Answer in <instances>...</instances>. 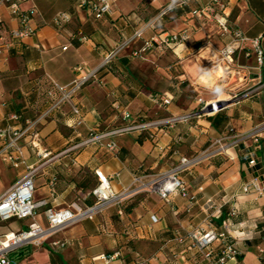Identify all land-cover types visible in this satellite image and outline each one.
I'll return each instance as SVG.
<instances>
[{
    "label": "crops",
    "instance_id": "1",
    "mask_svg": "<svg viewBox=\"0 0 264 264\" xmlns=\"http://www.w3.org/2000/svg\"><path fill=\"white\" fill-rule=\"evenodd\" d=\"M172 1L113 0L112 12L95 19L86 8L78 7L77 0H30L22 7L36 6L35 31L17 39L8 31L18 26L17 19L0 2V127L16 124L8 118L12 113L19 114V124L24 125L47 109L46 76L68 84L77 75V67L93 69L108 51L116 52L112 62L99 72L98 80L104 84L92 81L73 100L80 108V125H73L77 117L67 104L38 124L39 150L49 154L46 158L30 147L27 138L22 143V165L14 167L0 159V195L23 176L27 166L38 168L34 200H47V205L35 212L41 226H47L44 212L48 207L63 209L75 202L92 201L87 194L97 184L96 169L110 176L112 189L120 193L131 186L135 176L165 172L183 157L202 155L215 139L225 137L224 142H232L235 135L264 120V89L242 96L264 80V64L259 70L254 68L255 55L246 42L236 53L234 69L249 77L243 80L235 77L234 70H223L219 50L230 37L221 35L214 19L223 16L231 29L251 39L260 38L264 50V0H187L157 18L160 9ZM194 10L202 13L195 16ZM58 12L71 16L63 27L53 23ZM139 30L142 35L133 38ZM177 32H186L188 38L163 53L146 51V60L133 56L153 36ZM164 93L173 97L168 106L155 99ZM199 97L217 99L224 108L215 115L180 123L159 133L156 140L145 133L119 136L116 153L95 146L65 151L90 129L104 131L123 124V111L152 120L189 112L197 107ZM252 159L255 164L249 165ZM53 176L57 182L51 188ZM181 177L196 198L190 208L179 194L163 201L144 192L67 225L51 238L67 240L62 249L53 250L46 242L35 247L33 254L23 256L20 252L19 264H134L140 259L148 264H206L197 250H187L176 237L208 224L218 233L224 232L222 222L233 206L237 213L230 219L229 231L240 254L227 264H262L264 195L244 193L242 186L251 180H264V132L257 142L240 141L226 154L203 157ZM209 198L218 210L205 211L203 203ZM30 221L13 218L2 222L0 235L26 229ZM116 251L120 256L109 262L101 258Z\"/></svg>",
    "mask_w": 264,
    "mask_h": 264
},
{
    "label": "built area",
    "instance_id": "2",
    "mask_svg": "<svg viewBox=\"0 0 264 264\" xmlns=\"http://www.w3.org/2000/svg\"><path fill=\"white\" fill-rule=\"evenodd\" d=\"M30 0H0L5 4L10 13L17 19L18 26L10 28L9 34L12 38H23L34 33L32 22L35 16L38 15V10L35 5H30L27 8L22 7V4ZM78 7L86 8L89 15L95 19L102 18L104 15L112 12L113 0H77ZM187 0H173L170 4L160 9L157 18L164 16L173 6L182 4L185 5ZM201 10H194L192 14L199 16ZM219 32L221 35H227L230 40L225 43L219 50L220 66L223 70L230 72L234 70L236 78L246 80L249 74L240 75V72L234 69L235 56L238 50L242 48L244 43L248 42L255 55L256 66L259 70L264 64V50L260 47V38H248L241 31L231 29L226 19L223 16L214 17ZM71 20L70 14L67 12H58L54 18L53 23L57 27H63ZM142 32L139 30L135 33L133 38L140 37ZM188 38L186 32L167 33L162 37L153 36L146 40L140 50L133 53V56L146 60L145 52L154 51L163 53L167 48L184 42ZM128 40L126 44L130 43ZM66 47H64L65 49ZM115 51H108L102 62L95 68L83 71L82 68L77 67V75L68 83L60 84L49 76L43 80L46 84L45 95L48 99L47 109L39 114L33 120H26L24 125L19 124L21 116L16 113L9 115V120L16 122V124H8L5 127H0V159L11 164L14 167H19L24 163L23 141L28 138V144L36 151V153L46 158L49 154L39 150L41 146V137L38 129L40 121L49 116L53 111L60 109L67 104L71 108L72 114L77 119L73 125H80L82 118L80 117V108L73 102L75 96L79 91L91 83L98 81V85H103V81L98 80L99 72L106 68L114 59ZM264 89V80H260L258 86L243 93L244 96L257 94ZM162 106H168L173 97L168 93L155 98ZM197 107L189 112L182 114H171L166 117L146 120L141 117H135L128 111L121 112V119L123 124L101 131L98 128L90 129L86 136L79 142L70 145L65 151L77 152L81 148L87 146H95L99 149H104L111 153H116L118 146L116 138L129 133H145L151 140H156L159 133H165L167 130L173 129L180 123H187L193 118H200L202 116H211L217 114L224 108V104L219 100H205L201 97L197 99ZM264 132V120L257 124L252 130L240 135H235L232 142H224L225 137L215 139L211 146L199 156L193 158H181L179 164L173 166L165 172H158L155 174L147 173L135 176L132 180L131 186L125 188L122 192L116 193L111 187V177L105 175L100 170H94L97 178V184L87 194V197L92 199L91 204L84 202L72 203L68 208L55 209L48 207L45 209V217L47 226H41L35 220V212L38 208L47 205V200H34V177L37 167L27 166L26 172L23 176L8 190L0 195V223L16 219H30L26 229H21L16 232H7L0 235V264H15L9 254L18 250L23 245L31 244L34 247H41L46 242H49L53 250L64 248L68 241L65 239L51 240L54 235L63 230L67 225L79 221L86 217L101 212L107 206L114 202L120 203L123 199L136 196L138 194L147 192L156 194L159 199L168 201L174 194H179L187 200V208L196 202L194 195L190 194L187 189V184L181 177V173L187 171L191 166L197 164L203 157H208L216 154H226L228 148L240 141L253 139L258 141L260 134ZM232 133V130H229ZM249 165H254L255 161L252 159L248 162ZM57 182V177H51L49 185L51 188ZM244 193H253L257 195H264V180H251L242 186ZM205 211L210 209H217V204L212 198L206 199L203 203ZM218 210V209H217ZM237 213V208L233 206L228 217L222 222L225 231L218 233L214 227L208 224L206 228L199 229L188 233L186 236L177 235L176 240L180 244H185L187 250L195 249L200 254L202 261L206 264H227V262L234 260L239 254L240 249L233 242L229 228L231 226L230 219ZM153 222L157 221L155 216H151ZM219 244L216 245V242ZM120 256L118 251L111 255L101 256L106 262ZM264 264V260H261ZM134 264H148L146 260L140 259Z\"/></svg>",
    "mask_w": 264,
    "mask_h": 264
},
{
    "label": "rangeland",
    "instance_id": "3",
    "mask_svg": "<svg viewBox=\"0 0 264 264\" xmlns=\"http://www.w3.org/2000/svg\"><path fill=\"white\" fill-rule=\"evenodd\" d=\"M92 200V199H91ZM29 219H23V222L26 223L28 222ZM43 247V246H41ZM38 248V247H37ZM35 247L31 244H27V245H23L21 248H19L16 251H13L9 254V257L11 258V260L15 263V264H19L22 263V259L18 257L20 252H23V256L34 252ZM53 256H55L54 253H52ZM31 264H35V262H32Z\"/></svg>",
    "mask_w": 264,
    "mask_h": 264
},
{
    "label": "trees",
    "instance_id": "4",
    "mask_svg": "<svg viewBox=\"0 0 264 264\" xmlns=\"http://www.w3.org/2000/svg\"><path fill=\"white\" fill-rule=\"evenodd\" d=\"M87 203H88V204H91V203H92V201H88Z\"/></svg>",
    "mask_w": 264,
    "mask_h": 264
},
{
    "label": "clouds",
    "instance_id": "5",
    "mask_svg": "<svg viewBox=\"0 0 264 264\" xmlns=\"http://www.w3.org/2000/svg\"><path fill=\"white\" fill-rule=\"evenodd\" d=\"M216 91H219V88H217Z\"/></svg>",
    "mask_w": 264,
    "mask_h": 264
},
{
    "label": "bare ground",
    "instance_id": "6",
    "mask_svg": "<svg viewBox=\"0 0 264 264\" xmlns=\"http://www.w3.org/2000/svg\"><path fill=\"white\" fill-rule=\"evenodd\" d=\"M218 73H221V71L219 70V72Z\"/></svg>",
    "mask_w": 264,
    "mask_h": 264
}]
</instances>
